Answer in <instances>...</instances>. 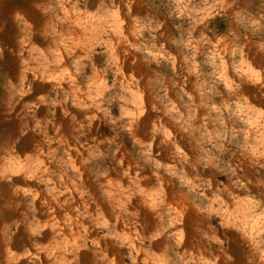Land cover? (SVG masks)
Instances as JSON below:
<instances>
[{"label":"rangeland","instance_id":"obj_1","mask_svg":"<svg viewBox=\"0 0 264 264\" xmlns=\"http://www.w3.org/2000/svg\"><path fill=\"white\" fill-rule=\"evenodd\" d=\"M0 170V264H264V0H0Z\"/></svg>","mask_w":264,"mask_h":264},{"label":"bare ground","instance_id":"obj_2","mask_svg":"<svg viewBox=\"0 0 264 264\" xmlns=\"http://www.w3.org/2000/svg\"><path fill=\"white\" fill-rule=\"evenodd\" d=\"M70 161V160H69ZM75 161V160H74ZM74 161H72V162H74ZM77 162V161H76ZM65 164V163H64ZM68 164V163H67ZM70 164V163H69ZM3 165V164H2ZM2 165H1V167H2ZM6 165V164H5ZM4 165V166H5ZM66 165V164H65ZM71 165V164H70ZM12 166V165H11ZM11 166H10V168H11ZM72 166V165H71ZM7 167H9L8 166V164H7ZM76 167V166H75ZM4 168V167H3ZM6 168V167H5ZM77 168V167H76ZM74 169V168H73ZM4 170V169H3ZM7 170V169H6ZM10 170H13V169H10ZM38 170H39V168H38ZM75 170H77V169H75ZM1 171V170H0ZM9 170H7V172H8ZM37 171V170H36ZM77 172V171H76ZM9 173V172H8ZM12 173V172H11ZM35 176V175H34ZM64 184V183H63ZM65 188V187H64ZM67 190V189H66ZM37 193V192H36ZM12 194V193H11ZM31 194V193H30ZM16 195V194H15ZM60 196H61V194H60ZM37 197V196H36ZM44 198V197H43ZM39 199V198H38ZM66 202V201H65ZM32 205V204H31ZM24 213V212H23ZM37 223V222H36ZM16 225H17V223H16ZM34 225V224H33ZM38 225L39 224H37V225H35V227L37 226L38 227ZM74 225V224H73ZM83 225V224H82ZM18 227V226H17ZM34 227V226H33ZM40 227V226H39ZM69 228V227H68ZM16 235V234H15ZM14 238V237H13ZM12 241H13V239H12ZM16 243V242H15ZM10 254V253H9ZM8 255V254H7ZM6 255V256H7ZM12 255V254H11ZM19 260V259H18ZM3 261V260H2ZM12 262H14V261H12ZM3 264V263H2Z\"/></svg>","mask_w":264,"mask_h":264}]
</instances>
